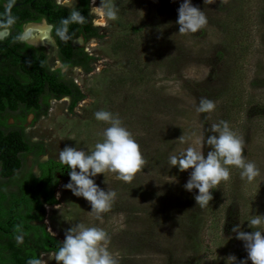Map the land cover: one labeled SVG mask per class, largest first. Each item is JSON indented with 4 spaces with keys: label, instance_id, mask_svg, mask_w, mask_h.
<instances>
[{
    "label": "rangeland",
    "instance_id": "374dc122",
    "mask_svg": "<svg viewBox=\"0 0 264 264\" xmlns=\"http://www.w3.org/2000/svg\"><path fill=\"white\" fill-rule=\"evenodd\" d=\"M110 2L117 19L98 25L96 38L71 42L87 55L82 67L58 63L52 40L40 45L47 69L71 81L82 99L73 107L67 97L50 99L36 119L30 114L21 123L6 119V125L20 126L24 139L40 153L25 156L20 170L0 179V192L16 193L26 175H39V163L60 164L58 154L65 147L90 153L109 126L94 113L108 111L140 145L143 170L131 183L107 172L92 178L102 190L116 193L111 209L97 219L83 197L64 187L70 177L62 165V173L53 174L54 203L43 204L41 221L31 224L43 225L59 247L77 224L101 228L119 264H232L231 256L234 264H251L233 228L254 231L250 219L264 215V0H215L210 5L190 0L205 13L207 25L187 35L178 32L176 23L183 0ZM54 3L72 9L77 0ZM99 5L100 0L89 4L94 26L99 17L93 7ZM23 38L30 41L27 34ZM201 98L214 101L215 109L198 113ZM220 121L243 139L245 161L253 162L259 175L248 182L240 169L230 167V179L211 190L213 199L201 208L194 199L198 190L184 187L192 170L171 167L169 156L196 137L213 134L209 129ZM209 150L205 145V156ZM29 244L16 238L11 249L23 255ZM37 252L42 264H56L54 251Z\"/></svg>",
    "mask_w": 264,
    "mask_h": 264
},
{
    "label": "trees",
    "instance_id": "16d2710c",
    "mask_svg": "<svg viewBox=\"0 0 264 264\" xmlns=\"http://www.w3.org/2000/svg\"><path fill=\"white\" fill-rule=\"evenodd\" d=\"M2 1L10 14L6 15L7 9L0 7V29L9 28L8 35L0 40V179H10L22 168L23 158L39 156L40 148L24 139L20 126L6 125V119L21 123L27 114L36 119L45 113L50 99L67 97L70 107L82 99L71 81L62 79L58 71L47 69L42 48H33L19 40L21 26L45 21L51 27L57 59L70 67H82L88 59L81 48L71 45L72 40L79 36L85 41L96 38L98 27L91 25L93 18L88 13L92 0L91 3L77 0L72 9L56 5L54 0ZM73 12H78L84 21H72ZM37 168L39 175H26L17 185L16 193L0 192V264H28L29 260H38L37 250L56 252L59 249L43 225L31 222L41 221L43 204L54 203L53 174L62 173V165L45 161L37 164ZM19 233L30 243L23 255L11 249Z\"/></svg>",
    "mask_w": 264,
    "mask_h": 264
},
{
    "label": "clouds",
    "instance_id": "9594fccd",
    "mask_svg": "<svg viewBox=\"0 0 264 264\" xmlns=\"http://www.w3.org/2000/svg\"><path fill=\"white\" fill-rule=\"evenodd\" d=\"M214 2L215 0H204V4L208 5ZM92 3L94 5L95 0ZM93 11L98 15L97 23L101 26H107L108 21L117 19V8L110 0H100V5L94 6ZM177 11L176 23L181 34H195L207 25L205 13L193 6L190 0H183ZM71 20L82 23L84 18L78 12H73ZM64 23L67 24L68 21ZM215 107L214 101L201 98L196 111L209 113ZM94 117L109 125L102 133V141L97 142L90 153L65 147L59 151L58 158L60 164L69 169L70 181L64 187L74 196L83 197L91 206L90 212L101 219L102 214L111 209L116 193L102 190L92 178L107 172L114 174L117 180L131 183L136 174L143 170L146 161L140 145L118 117L104 110L95 112ZM209 131L213 134L207 138L203 135L196 137L179 154L170 155L168 161L171 167H176L181 172L192 170L184 187L189 192L198 190L194 199L201 208L207 207L213 199L211 190L217 188L222 181L230 179V167L240 169L241 178L248 182L259 175L256 165L245 161L243 139L229 128L226 121L213 124ZM205 145L210 148L206 156L203 152ZM249 226L256 230L245 232L237 226L233 231L237 234L236 238L244 242L247 260L251 264H264V215L251 218ZM108 239L107 233L101 228L77 224L65 233L61 246L54 254V261L56 264H119L118 259L106 247ZM17 241L22 243V238L17 237ZM229 259L234 264L236 258L231 256ZM28 264L42 262L32 259ZM240 264H246V261L242 260Z\"/></svg>",
    "mask_w": 264,
    "mask_h": 264
},
{
    "label": "bare ground",
    "instance_id": "6f19581e",
    "mask_svg": "<svg viewBox=\"0 0 264 264\" xmlns=\"http://www.w3.org/2000/svg\"><path fill=\"white\" fill-rule=\"evenodd\" d=\"M96 1L97 0H95V4H96ZM93 13H95V12H93ZM41 25L42 26L46 25V23L42 22ZM41 25H37L36 27L32 26L26 30V34L29 35V37H30V41L27 42L28 44H30L32 46H37V47H39L42 43L47 44V45L49 44L50 36L48 34V29L45 27H41ZM98 25L99 24L97 23L96 26H98ZM35 28H37V29H35ZM49 31H50V27H49ZM25 35H24V37H25ZM25 39H27V38H25Z\"/></svg>",
    "mask_w": 264,
    "mask_h": 264
},
{
    "label": "flooded vegetation",
    "instance_id": "af4514ba",
    "mask_svg": "<svg viewBox=\"0 0 264 264\" xmlns=\"http://www.w3.org/2000/svg\"><path fill=\"white\" fill-rule=\"evenodd\" d=\"M89 3H90V0H89ZM56 5H60V4H58V3H56ZM0 7H5L7 10H6V15H8V14H10V10H9V8L7 7V4L4 2V1H2V2H0ZM17 8H19V6H17ZM31 17H33V16H31ZM0 21H2V19H1V17H0ZM41 23H42V21H40V22H29V23H24L22 26H21V32H20V34H21V39H20V35H19V40L21 41V42H24V43H26V44H28L27 42H28V40H26L25 38H23V36H24V33L26 32L25 31V29L27 30V29H29V27H32V26H37V25H41ZM41 27H45V28H47L48 29V34H49V36H50V31H49V27L50 26H48L47 24L46 25H41ZM51 28V27H50ZM8 30V31H7ZM6 31H7V33H6ZM8 32H9V28H4V29H0V33H4L3 35H2V39L4 38V37H6L7 35H8ZM79 37H81V36H79ZM82 38V37H81ZM1 39V38H0ZM1 39V40H2ZM83 39V38H82ZM50 40H52L51 39V36H50ZM54 43V42H53ZM30 45V44H29ZM32 46V45H31ZM38 48H44L43 46H40V47H38ZM55 48H56V46H55ZM45 49V48H44ZM57 62L59 63L60 61H59V59H57ZM53 71V70H52ZM64 98H66V97H64ZM17 172V171H16ZM46 206V205H45ZM19 237H21L22 238V240L23 239H25L24 238V236H23V234L22 233H19V235H18ZM17 236V237H18ZM6 255H7V252L5 253Z\"/></svg>",
    "mask_w": 264,
    "mask_h": 264
},
{
    "label": "water",
    "instance_id": "95a60500",
    "mask_svg": "<svg viewBox=\"0 0 264 264\" xmlns=\"http://www.w3.org/2000/svg\"><path fill=\"white\" fill-rule=\"evenodd\" d=\"M91 3V2H90ZM42 22H44L45 23V21H42ZM47 24V23H46ZM48 25V24H47ZM49 26V25H48ZM20 39H21V34H20Z\"/></svg>",
    "mask_w": 264,
    "mask_h": 264
}]
</instances>
